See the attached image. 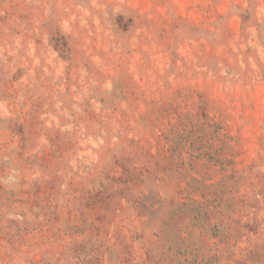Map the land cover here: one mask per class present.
I'll list each match as a JSON object with an SVG mask.
<instances>
[{"label": "rangeland", "instance_id": "rangeland-1", "mask_svg": "<svg viewBox=\"0 0 264 264\" xmlns=\"http://www.w3.org/2000/svg\"><path fill=\"white\" fill-rule=\"evenodd\" d=\"M0 264H264V0H0Z\"/></svg>", "mask_w": 264, "mask_h": 264}]
</instances>
